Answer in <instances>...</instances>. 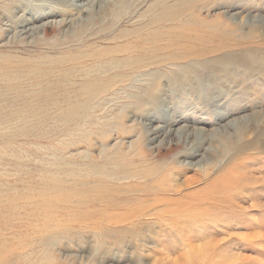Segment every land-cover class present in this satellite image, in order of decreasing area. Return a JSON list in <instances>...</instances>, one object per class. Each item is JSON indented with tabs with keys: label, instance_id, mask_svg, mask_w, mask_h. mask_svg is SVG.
<instances>
[{
	"label": "rangeland",
	"instance_id": "rangeland-1",
	"mask_svg": "<svg viewBox=\"0 0 264 264\" xmlns=\"http://www.w3.org/2000/svg\"><path fill=\"white\" fill-rule=\"evenodd\" d=\"M71 1L0 0V264H188L208 242L219 264H264L247 237L264 231V0ZM142 27L160 33L137 65ZM234 164L251 187L200 216L118 224L121 175L166 198Z\"/></svg>",
	"mask_w": 264,
	"mask_h": 264
},
{
	"label": "bare ground",
	"instance_id": "bare-ground-1",
	"mask_svg": "<svg viewBox=\"0 0 264 264\" xmlns=\"http://www.w3.org/2000/svg\"><path fill=\"white\" fill-rule=\"evenodd\" d=\"M62 1H69V0H62ZM71 1V0H70ZM77 3H79L82 0H75ZM72 2V1H71ZM159 1H157L158 3ZM161 3V2H160ZM163 3V2H162ZM76 5V6H75ZM73 6L81 8L84 5L83 4H74ZM29 11V10H28ZM48 11V10H47ZM56 16V15H55ZM32 18V17H31ZM36 21V20H35ZM34 21V22H35ZM256 21V20H255ZM259 21V20H258ZM24 22V21H23ZM27 24L28 21H26ZM30 27V26H29ZM27 28V27H26ZM38 28V27H37ZM10 29V28H9ZM31 29V28H30ZM28 30V29H27ZM214 31L216 32V30L214 29ZM24 32V31H23ZM127 32V31H126ZM143 32H148V34H145V36H141L138 35V37L135 39V41H133V43L130 44V48L128 49V51L126 52H132L135 54V59H132V61L135 64H142L144 62H149L151 60H154L150 51H146L142 48L143 44H150L151 42H154L155 38L159 37V33L160 30L157 29H153L152 31H148L147 28H139L137 30H135V35L137 34H144ZM159 32V33H158ZM162 32V31H161ZM215 32H212L208 37L209 39H212L214 36L213 34ZM22 34V33H21ZM130 35V34H129ZM215 35V34H214ZM195 39L194 41H198V42H202L201 37L199 36H194ZM215 38V37H214ZM187 44V43H186ZM209 44V43H207ZM197 45V44H195ZM54 48V47H53ZM214 48V47H213ZM203 49L202 50V54H204L206 51L207 52H214L217 51L216 49ZM127 49V47H126ZM81 50V49H80ZM141 50V51H139ZM48 52V51H47ZM46 53V52H45ZM43 54V53H42ZM87 54V53H86ZM77 56V55H76ZM29 57V56H28ZM27 58V55H26ZM52 58V57H51ZM184 58H187L186 56H184ZM39 60V59H38ZM128 62H131V59H128ZM94 64V63H93ZM149 64V63H147ZM171 64V63H170ZM138 67L137 69H140L143 66ZM154 66V65H153ZM100 67V66H99ZM181 67V66H180ZM39 68V67H38ZM37 68V69H38ZM183 67H181L182 69ZM10 70V69H9ZM11 71V70H10ZM90 71V70H89ZM17 72V71H16ZM40 72V71H39ZM11 74V73H10ZM119 75V74H118ZM121 76V75H120ZM125 79V78H124ZM160 79V75L157 74L155 81ZM196 80H200V78H196ZM100 81V80H99ZM96 82V81H95ZM103 85V84H102ZM155 88L157 86V84H154ZM55 87V85H54ZM66 87V86H65ZM68 87V86H67ZM194 87V86H193ZM106 89V88H105ZM104 89V90H105ZM51 91V90H50ZM54 91V90H53ZM96 89H92L89 93H86V97L90 98L91 96L95 95ZM87 101V100H86ZM35 105V104H34ZM87 106V103H80L77 106L75 105V109L78 110H84ZM62 107V106H61ZM63 108V107H62ZM66 108V107H65ZM67 109V108H66ZM74 109V110H75ZM77 111V110H76ZM77 113V112H76ZM44 122V121H43ZM42 122V123H43ZM2 126V125H1ZM152 128V127H151ZM164 127L162 128H155V129H151L150 131L148 130V133L150 136H155L156 134L163 132ZM178 139H181V135L184 134L185 132H187L185 127H180L178 130ZM201 133V132H200ZM199 133V134H200ZM149 138V137H148ZM154 138V137H153ZM153 140V139H152ZM156 140V139H155ZM151 143V142H150ZM248 144V143H247ZM252 145L248 144L245 146H241L239 145L238 148H235L233 146V150L235 149V153H239L242 147L247 148L250 147ZM194 150V151H193ZM192 152L187 155L189 157H194L196 155V150L193 149ZM237 150V152H236ZM187 160V159H186ZM191 160V159H190ZM204 162V161H203ZM201 164V163H200ZM205 165V164H204ZM239 164H234L233 167H230V169H228V173L222 177H218L216 179H214L211 183H209L206 187H204L200 192L198 191H191L190 187V191L188 190V193L184 194L181 193L178 189L176 188H169L168 192H171V195H174L173 197H159L158 195L160 193H164V192H160V191H155L154 189H150L148 187L142 186L141 184H139V182L136 181H141L140 179L135 178L134 176H129V175H121L120 177H118V179H116V186L118 188V191H120V194L122 195L123 202H119L116 201L115 206L119 209H122V211H124L121 214L115 215L116 217H118V224H122V223H127V224H133V223H137V224H141L142 222L139 221L140 218H143L146 215L150 216L151 218L158 220V219H162L164 217H170L173 220H176L177 218L179 219L180 217H188V216H194L197 217L196 214L197 213V209L200 208L201 206L205 205V204H211L213 205V203H215L216 199L217 200H224L226 199L224 197V195L218 196L221 192L226 191L225 189H233L236 186L239 187V189L242 190V192L246 191L247 189H249L252 185V183L250 182V177H248V172L245 171L243 172V166L239 165ZM201 167V166H200ZM173 169V166L170 167ZM170 170V169H169ZM241 170V171H240ZM168 171V170H167ZM105 173V172H104ZM72 175V173H71ZM152 176H146L144 178L145 180V185L146 183H153V180L151 178ZM248 177V178H247ZM109 178V176H108ZM157 179H159V176L157 177ZM261 179H264L261 178ZM259 179V180H261ZM169 181L172 182V176H169V179H167ZM143 181V180H142ZM155 182H157L154 179ZM135 182V183H132ZM199 182L198 179H193L190 181H187L186 183L189 184H194ZM258 180L256 179L255 182L253 184H257ZM74 183V182H73ZM132 183V184H131ZM154 184V183H153ZM155 187V185H153ZM152 187V186H150ZM87 189V188H86ZM92 189V188H91ZM99 190L100 193H104L105 190L102 188H97ZM115 191V190H114ZM45 192V191H44ZM86 192V191H85ZM139 194L140 196H145V198H126L128 193H132L133 194ZM182 194V195H181ZM218 194V195H217ZM224 194H227L224 193ZM178 195H180V197H177ZM209 195H212V197L209 198ZM215 195V196H214ZM124 196V197H123ZM189 199L190 201L193 200L195 201V203L192 202H184L186 206L183 205V200L185 199ZM228 198V197H227ZM197 200V201H196ZM50 203V202H49ZM217 203V201H216ZM172 205H176V207L174 208H170V206ZM256 204H253V206ZM68 206V205H67ZM69 208V207H68ZM201 214V212H200ZM200 216V215H198ZM114 221V220H113ZM250 240H254L257 239L258 242L263 241L264 239V231L263 233H259L257 235H251V236H247ZM246 237V238H247ZM208 242V241H207ZM188 247V246H187ZM220 244H218L217 242H215L214 244L212 243H206V245L199 250L200 252L197 253L196 256L191 255L192 253H187V257H188V262L191 264H219L220 262H214L211 260V258L209 257L210 255H208V253L206 251H216V250H221L222 248H220ZM197 249V248H196ZM260 249L264 250V245L262 243H260ZM198 250V249H197ZM186 255V254H185ZM182 256V255H181ZM168 257V255H167ZM224 257V256H223ZM165 258V257H164ZM225 259V257H224ZM229 260V259H228ZM247 258H243L240 261H246ZM227 261V260H226ZM188 263V264H189Z\"/></svg>",
	"mask_w": 264,
	"mask_h": 264
}]
</instances>
